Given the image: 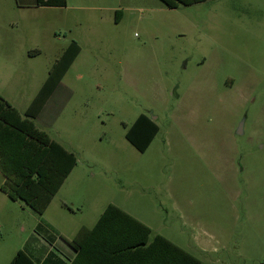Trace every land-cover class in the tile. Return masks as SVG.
Listing matches in <instances>:
<instances>
[{
  "label": "rangeland",
  "instance_id": "1",
  "mask_svg": "<svg viewBox=\"0 0 264 264\" xmlns=\"http://www.w3.org/2000/svg\"><path fill=\"white\" fill-rule=\"evenodd\" d=\"M32 2L0 0V93L22 110L75 41L71 95L36 126L79 168L46 212L60 235L0 191V264L108 204L204 264H263L264 0ZM140 114L158 126L144 153L124 137Z\"/></svg>",
  "mask_w": 264,
  "mask_h": 264
},
{
  "label": "trees",
  "instance_id": "2",
  "mask_svg": "<svg viewBox=\"0 0 264 264\" xmlns=\"http://www.w3.org/2000/svg\"><path fill=\"white\" fill-rule=\"evenodd\" d=\"M167 8L189 6L204 0H160ZM66 0H36L39 7H64ZM79 47L71 42L61 60L68 68ZM52 73L24 114L0 96V191L41 216L77 160L75 155L49 139L33 123L37 110L55 83ZM158 126L140 114L124 134L140 153L151 144ZM150 230L116 206L108 204L91 228L81 227L66 241L74 251L68 264H204L160 235L149 239ZM9 264H33L19 250ZM264 264V261H263Z\"/></svg>",
  "mask_w": 264,
  "mask_h": 264
},
{
  "label": "crops",
  "instance_id": "3",
  "mask_svg": "<svg viewBox=\"0 0 264 264\" xmlns=\"http://www.w3.org/2000/svg\"><path fill=\"white\" fill-rule=\"evenodd\" d=\"M32 6L36 7V8H44V9H58L61 7H39L36 6V0H33V2L31 3ZM71 42H75V41H71ZM70 42V43H71ZM69 43V44H70ZM76 43V42H75ZM69 44L63 49V51L61 52V54L59 55V57L54 61V63L52 64V66L50 67V70L48 71L46 77L44 78V80L41 82L40 86L38 87L36 93L34 94V96L31 98V100L28 102V104L22 109L19 110L16 106H13V104L9 101L8 98H6L5 96H3L0 93V96L2 98H4L13 108H15L19 114H24L26 111L29 110L31 103L33 102V100L35 99V97L37 96V94L39 93L40 89L42 88V86L44 85V83L46 82L48 76L52 73V78L54 81H56V79H58V81L55 83V85L53 86L52 90L49 92L47 98L45 99V101L43 102V104L37 109V110H33L30 111L31 114L34 116L33 118V123L36 126L37 124L42 123H46L47 122H52V120L56 117V113L59 112L63 107L64 104L68 101V98L70 97L71 93L68 90V88H66V86H64L63 84V79L67 73V71L72 67V65L75 63V61L77 60L79 53H80V47L79 45L76 43V45L79 47V51L75 54L72 62L70 63V65L68 66V68L63 72L64 70V60H61L62 55L64 54L66 48L69 46ZM29 112V111H28ZM139 116V115H138ZM137 116V117H138ZM134 122V121H133ZM39 130L43 131L41 129V127L36 126ZM44 132V131H43ZM45 133V132H44ZM47 135V134H46ZM48 136V135H47ZM50 139V138H49ZM52 140V139H50ZM54 141V140H52ZM56 142V141H54ZM57 143V142H56ZM59 145H61L60 143H58ZM62 146V145H61ZM65 150H67L64 146H62ZM69 151V150H67ZM144 153V152H143ZM74 154V153H73ZM75 155V154H74ZM76 157V156H75ZM79 164L76 162L75 166L72 168V170L70 171V173L68 174V176L65 178V180L63 181L62 185L60 186V188L58 189L57 193L53 196L52 200L50 201L49 205L47 206V208L45 209V211L43 212V214L41 216H38L40 218V222H39V229L40 231L46 235L47 232H52V234L54 235H60V230L57 226V222L50 219V218H46V212L49 210L50 206L53 203L54 198L58 195L61 194L63 188H65L69 182H73L75 180L74 175L76 174L75 172H77ZM2 176V175H1ZM77 176V175H76ZM3 178V176H2ZM71 180V181H70ZM4 181V178H3ZM2 181V183H3ZM1 183V184H2ZM63 205H66V201L67 200H61ZM107 206V205H106ZM105 206V207H106ZM104 207V208H105ZM103 208V210H104ZM118 208V207H117ZM120 209V208H119ZM102 210V211H103ZM121 210V209H120ZM102 211L100 212V214L102 213ZM123 211V210H122ZM124 212V211H123ZM126 213V212H125ZM99 214V216H100ZM128 214V213H126ZM129 215V214H128ZM98 216V217H99ZM131 216V215H129ZM132 217V216H131ZM134 218V217H132ZM98 219V218H97ZM96 219V221H97ZM135 220H137L136 218H134ZM95 221V222H96ZM138 222H140L141 224L145 225L146 227H148L146 224H144L143 222L137 220ZM95 224V223H94ZM93 224V225H94ZM92 225V226H93ZM91 226V227H92ZM81 227H85V226H81ZM79 227V229L81 228ZM91 227H86V228H91ZM149 228V227H148ZM78 229V230H79ZM77 230V231H78ZM150 230V236L149 239H151L154 235H159V234H152L151 229ZM77 233V232H76ZM75 233V234H76ZM75 234L72 236V238L75 236ZM161 236V235H160ZM55 237V236H53ZM163 237V236H162ZM164 238V237H163ZM42 240V242H45V245L42 244V242H39L36 239V243H34L33 246H29L27 252H24L25 254H27L29 256V258L33 261V264H68V262L73 258L74 256V251L67 245L66 242L62 241V245L58 246L56 243V238L53 239V241L48 240L46 241L43 238H40ZM166 239V238H165ZM168 240V239H167ZM51 241V242H50ZM170 241V240H168ZM171 242V241H170ZM172 244H174L173 242H171ZM175 246H177L176 244H174ZM178 248H180L179 246H177ZM182 249V248H180ZM184 250V249H182ZM185 251V250H184ZM187 252V251H185ZM189 253V252H187ZM190 254V253H189ZM192 255V254H190ZM193 256V255H192ZM195 257V256H193ZM196 258V257H195ZM199 260V259H198Z\"/></svg>",
  "mask_w": 264,
  "mask_h": 264
}]
</instances>
